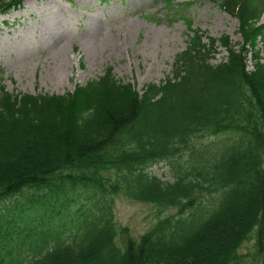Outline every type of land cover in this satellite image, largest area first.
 <instances>
[{"label":"trees","instance_id":"16d2710c","mask_svg":"<svg viewBox=\"0 0 264 264\" xmlns=\"http://www.w3.org/2000/svg\"><path fill=\"white\" fill-rule=\"evenodd\" d=\"M23 1L0 0V14ZM165 7L175 13L179 4ZM221 8L238 20L241 48L220 41L227 57L213 65L217 41L193 31L172 78L142 94L110 68L65 96L0 86V204L25 197L0 221V264H264L258 51L248 69L259 37L264 44V0H222ZM197 137L221 139L208 147ZM166 161L173 178L165 182L149 170ZM117 196L175 213L119 246ZM29 211L39 213L34 226Z\"/></svg>","mask_w":264,"mask_h":264},{"label":"rangeland","instance_id":"374dc122","mask_svg":"<svg viewBox=\"0 0 264 264\" xmlns=\"http://www.w3.org/2000/svg\"><path fill=\"white\" fill-rule=\"evenodd\" d=\"M166 1L170 0H24L19 9L0 14V86L10 93L65 96L98 81L110 68L117 81L131 84L142 94L147 85L172 78L175 58L187 48L193 31L203 35L204 43L217 41L213 65L227 57L220 41L241 48L239 22L222 10V0H171L179 4L175 13L166 9ZM260 24L264 25V14ZM256 43L249 55V70L257 51L264 64L260 37ZM220 139L197 137L194 143L210 147ZM149 171L165 182L173 178L167 161ZM24 199L19 196L0 204V221H6L8 207ZM174 213L117 196V244L127 236L138 240L159 219ZM25 215L31 226L39 218L38 212ZM253 245V241L245 244L240 253L248 255Z\"/></svg>","mask_w":264,"mask_h":264}]
</instances>
